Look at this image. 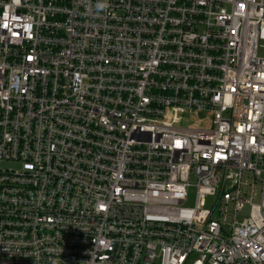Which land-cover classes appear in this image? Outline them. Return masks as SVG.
<instances>
[{"label":"built area","instance_id":"1","mask_svg":"<svg viewBox=\"0 0 264 264\" xmlns=\"http://www.w3.org/2000/svg\"><path fill=\"white\" fill-rule=\"evenodd\" d=\"M0 264H264V0H0Z\"/></svg>","mask_w":264,"mask_h":264},{"label":"clouds","instance_id":"2","mask_svg":"<svg viewBox=\"0 0 264 264\" xmlns=\"http://www.w3.org/2000/svg\"><path fill=\"white\" fill-rule=\"evenodd\" d=\"M106 5L105 4H100V5H98V7H101V8H103V7H105Z\"/></svg>","mask_w":264,"mask_h":264},{"label":"rangeland","instance_id":"3","mask_svg":"<svg viewBox=\"0 0 264 264\" xmlns=\"http://www.w3.org/2000/svg\"><path fill=\"white\" fill-rule=\"evenodd\" d=\"M4 167H10V165H3ZM15 167V166H14ZM15 169H16V167H15ZM246 213H247V209H246Z\"/></svg>","mask_w":264,"mask_h":264}]
</instances>
